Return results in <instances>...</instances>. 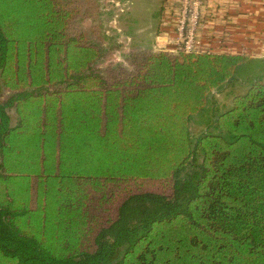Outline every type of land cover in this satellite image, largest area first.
Masks as SVG:
<instances>
[{
  "label": "trees",
  "instance_id": "trees-1",
  "mask_svg": "<svg viewBox=\"0 0 264 264\" xmlns=\"http://www.w3.org/2000/svg\"><path fill=\"white\" fill-rule=\"evenodd\" d=\"M72 13L0 0V264H264V59L102 70Z\"/></svg>",
  "mask_w": 264,
  "mask_h": 264
},
{
  "label": "rangeland",
  "instance_id": "rangeland-1",
  "mask_svg": "<svg viewBox=\"0 0 264 264\" xmlns=\"http://www.w3.org/2000/svg\"><path fill=\"white\" fill-rule=\"evenodd\" d=\"M68 1L73 10L71 32L84 33L87 41L97 43L106 50L104 58L98 64V68L102 70L121 65L131 69V57L141 53L178 54L182 51L178 44L182 4H174L172 10H167L165 0ZM204 23V20H200L201 25ZM200 26L197 27L199 48L201 52H205L202 49L205 40L203 27ZM240 28L242 31L239 34H243V26L238 27ZM216 43L221 50L227 44L226 40H218ZM232 47L234 50L225 54L247 56L243 53V40L242 43L238 40L232 43ZM243 71L245 72L241 68V76ZM246 89L247 87H237L233 95L243 94ZM227 96L225 93L217 95V98L220 102L229 104L231 97ZM11 116L15 117L14 112H11ZM199 131L200 129L194 128L195 133Z\"/></svg>",
  "mask_w": 264,
  "mask_h": 264
},
{
  "label": "crops",
  "instance_id": "crops-1",
  "mask_svg": "<svg viewBox=\"0 0 264 264\" xmlns=\"http://www.w3.org/2000/svg\"><path fill=\"white\" fill-rule=\"evenodd\" d=\"M165 2L167 10L181 4V0ZM204 17L205 23L200 26L204 51L230 53L234 50L232 43L243 40L244 54L264 59V0H212ZM242 26L243 34H239L242 29L238 27ZM218 40H226L223 50L217 45Z\"/></svg>",
  "mask_w": 264,
  "mask_h": 264
},
{
  "label": "built area",
  "instance_id": "built-area-1",
  "mask_svg": "<svg viewBox=\"0 0 264 264\" xmlns=\"http://www.w3.org/2000/svg\"><path fill=\"white\" fill-rule=\"evenodd\" d=\"M211 1L212 0H181V26L179 28L180 34L178 35V44L182 51L186 53L201 52L198 42L197 27L201 25L200 20H203L204 15H206Z\"/></svg>",
  "mask_w": 264,
  "mask_h": 264
}]
</instances>
